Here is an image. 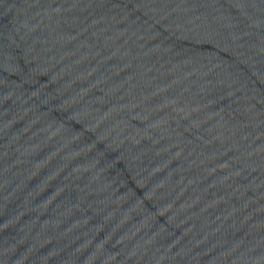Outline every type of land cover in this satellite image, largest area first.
<instances>
[{
    "label": "water",
    "instance_id": "95a60500",
    "mask_svg": "<svg viewBox=\"0 0 264 264\" xmlns=\"http://www.w3.org/2000/svg\"><path fill=\"white\" fill-rule=\"evenodd\" d=\"M0 264H264V0H0Z\"/></svg>",
    "mask_w": 264,
    "mask_h": 264
}]
</instances>
